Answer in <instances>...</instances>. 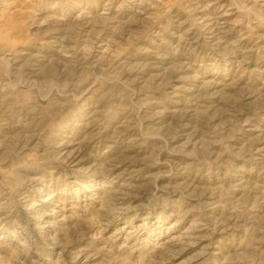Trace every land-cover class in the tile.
Listing matches in <instances>:
<instances>
[{
	"label": "rangeland",
	"instance_id": "obj_1",
	"mask_svg": "<svg viewBox=\"0 0 264 264\" xmlns=\"http://www.w3.org/2000/svg\"><path fill=\"white\" fill-rule=\"evenodd\" d=\"M0 264H264V0H0Z\"/></svg>",
	"mask_w": 264,
	"mask_h": 264
}]
</instances>
